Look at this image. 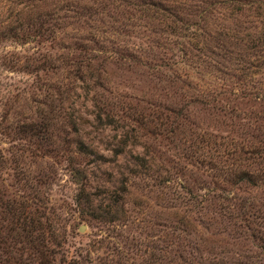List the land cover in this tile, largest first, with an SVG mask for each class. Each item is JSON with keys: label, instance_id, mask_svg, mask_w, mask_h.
<instances>
[{"label": "rangeland", "instance_id": "obj_1", "mask_svg": "<svg viewBox=\"0 0 264 264\" xmlns=\"http://www.w3.org/2000/svg\"><path fill=\"white\" fill-rule=\"evenodd\" d=\"M85 2L91 1L0 0V150L9 157L12 152L26 155L29 161L30 153L19 148H34L27 131L31 121L66 115L74 122L92 153L76 155L71 140L62 141L61 135V140L56 138L57 144L68 149L56 157L43 156L45 151L40 150L42 157H32L31 169L44 174L53 171V182L42 189L50 192L54 205L63 213L60 224L71 231L70 243L80 252L86 249L93 260L113 252L122 264H144L152 247L159 243L167 250L179 249L184 256L199 247L210 264L264 262V235L253 240L247 233L239 234L219 215L218 208L209 204L200 210L196 199L186 228L180 223L181 215H187L186 207L179 206V200L167 199L175 187L178 189L176 182L194 195L201 194L209 182L206 166L184 156L195 136L207 132L246 143L252 133L264 129V101L253 96L235 97L227 91L230 84L235 87L246 81L264 85V51L261 55L258 47L251 48L247 58V53L236 49L230 64L222 61L219 65L210 61L185 64L183 58L179 64L170 63L168 68L158 70L149 55L152 45L147 39L154 38L158 26L171 23L155 19L150 9L146 14L137 7L121 5L118 11L123 14L118 17L136 22V37H126L130 38L126 43L136 41V54L146 55L136 57V64L129 66L106 64V80H88L85 76L80 80L88 56L83 47L88 27L83 19L65 20L71 23V29H58L54 23L65 10ZM259 14L264 18V9ZM36 15L43 28L35 29L34 21L30 28L21 27L23 31L17 28ZM226 15L222 9L216 12L213 26L226 29L230 25ZM197 18L189 16L191 21ZM65 33L70 38H61ZM257 36L251 32V45ZM246 40L249 44L247 38L243 42ZM240 58L250 63H242ZM99 106L106 112L105 124L95 120ZM179 109L183 117L172 125L179 124L174 132L171 125H161L166 120L156 117L159 111L162 117L171 119ZM68 130L75 138L71 128ZM73 167L83 174L93 204L104 209L99 211L101 219H93L76 204L81 184L71 172ZM157 174L175 182L174 188L163 189L167 195L157 189ZM245 195H255L259 207L264 208V188ZM172 202L176 206H171ZM174 226L179 229L173 231ZM163 254L168 256V252Z\"/></svg>", "mask_w": 264, "mask_h": 264}, {"label": "trees", "instance_id": "obj_2", "mask_svg": "<svg viewBox=\"0 0 264 264\" xmlns=\"http://www.w3.org/2000/svg\"><path fill=\"white\" fill-rule=\"evenodd\" d=\"M90 1L82 6L65 10V14L58 17L54 23L58 29L68 26L71 29L73 26L65 20L83 19L88 27L87 33L83 36V47L87 49L88 56L84 64L85 70L83 69V74L78 76L80 80H84L82 78L84 76L88 80H106L103 75L106 64L129 66L132 63L136 64V57L144 58L146 55L136 54V41L131 40L130 45L126 43L130 39L126 37L132 35L136 37V22L134 24L130 17L125 19L118 17L120 13L123 14L118 11L121 5L135 9L137 7L139 11L146 14L150 9L155 19L171 23L165 27L158 26L154 31V38L147 39V42L152 45L149 55L158 70L168 68L170 63L179 64L183 58L182 61L185 64L187 61L200 64L210 61L219 65L222 61L230 64L231 56L236 49H242L243 55L247 53V58L251 48L258 47L257 51L261 55L264 51V39H261L264 38V18L259 14L264 9V0ZM221 9L227 11L226 17L230 19V25L225 26L226 29L213 26V15ZM37 16L20 23V27L18 25L17 28L21 31L24 29L21 28L23 26L30 28L34 25L32 21L35 23V29L43 28V23ZM189 16H197L198 20L191 21ZM251 16L256 17V20H252ZM191 29L194 31L190 33ZM251 32L256 36L259 34L254 39V45H251L253 42ZM61 38H70V36L65 33ZM191 38H194L196 42L192 43ZM246 38L249 44L247 40L243 42ZM199 42L202 44L199 45ZM68 46L69 44H66V47ZM247 58L239 60L242 63H250ZM82 64L81 61L80 66ZM216 69L220 71L218 66ZM79 71L80 67L77 68V72ZM157 76L160 77V75ZM227 91L235 97L253 96L264 101V85L261 82L246 81L237 83L235 87L230 84ZM216 94H223V92L216 91ZM181 110L174 112L171 119L162 117V112L159 111L156 117L166 120L161 125L165 123L168 126L171 125V131L174 132L179 124L174 127L172 125L178 117H183ZM105 116L106 112L99 106L94 113L95 120L99 124H105L103 123ZM53 119L49 117L44 119L42 116L39 121H31L28 124L27 131L34 148L27 146L19 149H23V153H25L24 150L30 153L29 161L25 160L26 155L12 152L9 157L0 150V264H122L115 258L113 252L93 260L86 249H83L84 253L80 252L70 243L71 231L66 225L60 224V219H64L63 213L54 205L50 192L42 189L53 182V171L47 174L40 171L32 172V157L33 159L42 157L40 150L45 151L43 156L47 154V156L56 157L61 150L68 149L57 144L56 138L61 140V135L64 136L62 141L66 142L69 139L68 142H70L71 140L74 145L72 151L76 155L92 153V150L80 138L70 118L66 115H58ZM133 119L136 120V118ZM68 128H71L75 138H71ZM261 130L260 133H252V138L246 143L233 142L226 136L207 132L195 136V140L188 145L189 153L184 156L186 160L194 159L207 168L205 173L209 182L204 186L201 194L194 195L180 182H176L178 189L174 188L175 182L172 184L171 179L157 174L156 183L159 192L161 189V193H164V188L173 187L172 195L174 196L164 193L168 196L167 199L179 200V206L186 207L187 215H181L182 225L186 228L190 225L188 213L196 206L194 201L196 199L200 210L202 208L205 210L209 204L218 208L219 215L226 218L225 222L232 229L239 230V234L247 233L253 240L263 239L264 208L259 207L255 195H245V192L264 188V129ZM128 136L124 132V138ZM165 171L167 172L166 169ZM71 172L81 184L75 198L76 204L93 219H101L103 215L99 211L104 209L100 204H93V198L85 190L83 174L76 167L71 168ZM179 188L185 192H180ZM171 206L176 204L172 202ZM175 229L179 228L174 226L173 231ZM157 239L161 240L160 237ZM202 239L200 237L201 244ZM152 248L144 264H210L202 257L199 247H194L195 250H190L185 256L179 249L171 247L167 250V246H161L159 243ZM163 252H168V256H165ZM238 264L247 263L238 262ZM254 264H264V262L258 260Z\"/></svg>", "mask_w": 264, "mask_h": 264}]
</instances>
